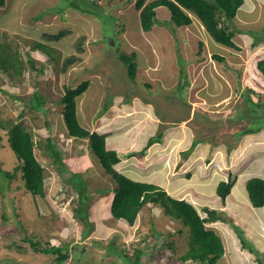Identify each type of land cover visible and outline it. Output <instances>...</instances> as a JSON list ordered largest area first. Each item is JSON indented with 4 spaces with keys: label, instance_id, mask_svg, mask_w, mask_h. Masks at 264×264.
<instances>
[{
    "label": "rangeland",
    "instance_id": "obj_1",
    "mask_svg": "<svg viewBox=\"0 0 264 264\" xmlns=\"http://www.w3.org/2000/svg\"><path fill=\"white\" fill-rule=\"evenodd\" d=\"M245 7L233 30L264 40V18ZM156 14L157 24L144 32L135 0H5L0 6V50L6 46L23 67L13 77L0 68V120L22 123L33 134L36 158L46 170L43 198L24 188L20 170L10 184L0 173V264H57L51 252L57 248L71 254L64 264H195L180 260L189 249V228L161 208L145 206L131 228L112 217L117 183L88 140L69 136L62 115L65 87L85 80L90 86L77 98L79 122L107 136L108 149L122 157L118 172L186 199L202 216V207L224 212L227 222L207 225L225 247L216 264H264V209H248L246 196L247 180L264 179V79L257 70L264 46L235 39L238 52L215 42L199 20L176 28L167 7ZM60 32V39L52 38ZM36 42L45 49L33 48ZM132 52L135 83L120 60ZM72 57L75 63L63 70ZM35 93L40 111L30 105ZM247 128L256 132L242 133ZM159 133L160 142L144 156L128 157ZM16 158L0 128V167L13 172ZM229 177L237 180L224 203L216 188ZM79 191L94 228L86 238L73 216ZM232 224L243 231L247 249Z\"/></svg>",
    "mask_w": 264,
    "mask_h": 264
},
{
    "label": "trees",
    "instance_id": "obj_2",
    "mask_svg": "<svg viewBox=\"0 0 264 264\" xmlns=\"http://www.w3.org/2000/svg\"><path fill=\"white\" fill-rule=\"evenodd\" d=\"M243 3L244 0H152L150 2H147V0H135L136 9L139 11L141 28L144 32H150L157 24L156 9L164 6L169 9L171 13L170 22L176 28L192 25L194 16L201 22L207 33L215 42L238 52L241 51V48L234 41L236 31L233 30L232 22ZM4 5L5 0H0V6ZM254 32L256 36L259 33L257 31ZM64 34L65 32H60L52 36V38L57 40ZM257 42L258 41H255L253 46H255ZM33 48L45 49L41 42H36ZM6 51V46L5 50H0V68L4 74H9L13 77L12 71L16 74H20L23 67L19 66L16 61L17 57L9 55ZM120 58L126 67L129 80L135 83L138 69L137 54L135 52L121 54ZM211 58L219 62L225 61V58L219 54H212ZM75 61V57L68 58L63 66V70H66L68 66L74 64ZM30 64L33 68L35 67L34 61H30ZM257 70L264 79V60L258 61ZM89 86L90 81L85 80L75 88L65 87V93L61 98V104L64 105L62 115L69 136L88 140L93 153L107 175L117 183L110 208L112 217L116 220L124 221L131 228L135 225L139 214L144 210L145 206L151 205L161 208L165 216H169L172 221H181L183 226L189 228V249L180 257V260L182 262H192L195 264H216L218 260L225 255V247L222 237L215 230L209 229L207 225L218 221L227 222L224 217L225 213L222 211V215L219 216V210L202 207V211L205 215L202 216L197 208L186 199L172 197L166 190L158 185L136 181L119 173L115 166L121 162L122 157L117 151L108 149L106 141L107 136L97 131H89L79 122L77 115V98L80 97ZM252 92L253 91L250 90V93ZM38 98V93H35L30 100L31 107L36 110H39L41 107L40 104L35 102ZM248 101H252V98L249 97ZM262 102L263 101H259V103ZM45 123L49 128V123L46 121ZM0 128L7 131L9 146L17 156L16 159L18 162L13 172L3 170V168L0 167V173L7 183L10 184L14 181L20 170L24 188L26 187L34 197H45L46 170L36 158L35 148L37 147V141L34 139L33 134L29 132L22 123L14 124L11 120L7 122L0 120ZM254 132H256V129L247 128L243 130L242 133L251 134ZM162 136V133H159L156 137L150 138L145 149L139 153H129L128 157L144 156L146 149L154 143L160 142ZM48 142V146L52 150L54 156L60 159V152L52 145V140L49 139ZM236 180V178L229 177L228 180L218 183L216 194L222 202L225 203L226 199L230 196ZM0 185L2 184L0 183ZM246 190L252 206L257 209L263 208L264 179L258 177L250 178L246 182ZM82 194L83 192L79 191L78 206L73 210V216L82 226H85L82 232L84 233V238H86L91 234L94 228L93 225H89L88 223V208L90 205L86 207L87 203L84 201ZM84 206L87 209L86 213L83 212L82 207ZM232 227L238 235L240 234L242 248L247 249L248 243L244 237L243 231L238 228L237 225L232 224ZM181 232L182 230H179L178 233ZM26 239L29 238L26 237ZM32 247L35 248V246ZM39 249L44 251L41 247ZM248 249L252 253L257 252L253 247H249ZM33 251L35 253L38 252L37 249ZM51 252L55 255L57 264H64L71 256L70 252H68V250L64 252L63 248H57ZM140 252V249L136 250L135 255ZM258 253L260 252L258 251ZM258 262L261 263L260 259H258Z\"/></svg>",
    "mask_w": 264,
    "mask_h": 264
},
{
    "label": "crops",
    "instance_id": "obj_3",
    "mask_svg": "<svg viewBox=\"0 0 264 264\" xmlns=\"http://www.w3.org/2000/svg\"><path fill=\"white\" fill-rule=\"evenodd\" d=\"M247 2V3H246ZM249 3V4H248ZM246 6V7H245ZM248 6V7H247ZM242 7H245L247 10H248V12H251L252 14H253V16L255 17L256 15H259L261 18H264V0H244V3H243V5H242ZM241 7V8H242ZM240 8V9H241ZM239 9V10H240ZM247 14H249V13H247ZM258 18V17H257ZM244 20H246V16L244 17ZM195 22H198V19L195 21H193V24H195ZM200 22V21H199ZM201 23V22H200ZM199 23V24H200ZM192 24V25H193ZM192 25H190V26H192ZM201 27H200V29L201 28H204V26L203 25H200ZM199 28V27H198ZM256 37H258V35L256 36ZM242 40V41H244V42H246V43H249L251 46L254 44V42L256 41L255 40V38H253V37H251L250 35H248L247 34V32H242V33H240V34H237V35H235V37H234V40ZM236 40H235V43H236ZM237 44V43H236ZM256 46H264V40H259V42H257L256 43V45L254 46V47H256ZM133 158V157H132ZM231 195V194H230ZM247 196V200L249 201V203H247V208L248 209H254V207L252 206V204L250 203V200H249V197H248V195H246ZM239 198H240V195L238 196ZM229 198V197H228ZM227 198V199H228ZM223 205V204H222ZM222 207H225V206H222ZM159 209V208H158ZM247 209V210H248ZM250 209V210H251ZM257 208H255L254 210H256ZM259 209V208H258ZM260 209H264V207L263 208H260ZM163 212V211H162ZM138 219V218H137ZM134 227V226H133ZM75 244H77V243H75Z\"/></svg>",
    "mask_w": 264,
    "mask_h": 264
},
{
    "label": "bare ground",
    "instance_id": "obj_4",
    "mask_svg": "<svg viewBox=\"0 0 264 264\" xmlns=\"http://www.w3.org/2000/svg\"><path fill=\"white\" fill-rule=\"evenodd\" d=\"M247 3V2H246ZM249 4V3H248Z\"/></svg>",
    "mask_w": 264,
    "mask_h": 264
}]
</instances>
